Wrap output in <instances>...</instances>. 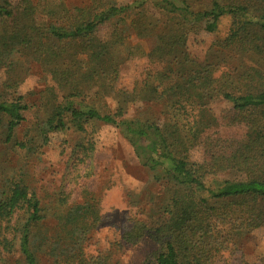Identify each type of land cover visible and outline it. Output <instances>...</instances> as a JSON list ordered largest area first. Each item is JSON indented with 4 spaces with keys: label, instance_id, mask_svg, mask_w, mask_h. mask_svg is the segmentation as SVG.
<instances>
[{
    "label": "trees",
    "instance_id": "16d2710c",
    "mask_svg": "<svg viewBox=\"0 0 264 264\" xmlns=\"http://www.w3.org/2000/svg\"><path fill=\"white\" fill-rule=\"evenodd\" d=\"M90 1L67 8L61 0H0V69L7 76L0 140L36 155L51 134L113 127L166 198L161 221L134 223L122 242H153L151 264H214L264 228V0ZM223 19L230 22L226 35L198 63L187 52L188 36L215 34ZM132 36L154 37L148 58L158 69L126 93L116 87ZM234 56L252 65L227 63ZM24 62L40 64L52 85L38 95L47 112L40 117L44 106L35 104L36 117L18 141L30 107L6 94L15 95ZM218 68L225 69L219 76ZM218 101L230 108L216 117L211 105ZM147 104L161 105L162 116L135 114ZM199 147L201 161H191ZM223 173L234 178L215 179ZM99 210V200L68 205L65 198L44 209L23 175L0 179V264H110L86 252Z\"/></svg>",
    "mask_w": 264,
    "mask_h": 264
},
{
    "label": "rangeland",
    "instance_id": "374dc122",
    "mask_svg": "<svg viewBox=\"0 0 264 264\" xmlns=\"http://www.w3.org/2000/svg\"><path fill=\"white\" fill-rule=\"evenodd\" d=\"M61 1L67 8L91 2ZM229 25V20L223 19L215 34H190L186 41L190 57L198 63L209 60V48L213 42L226 35ZM98 36L106 38L107 30L101 29ZM128 44L133 48V53L121 66L116 87L126 93L131 92L147 73L158 69L148 58L155 47L154 37L132 36ZM250 62L237 56L227 60V63L236 66L252 65ZM37 65L24 62L16 75L18 86L15 95L6 94L10 99L22 97L23 103L30 107L23 115L25 121L16 129L15 138L18 141L24 140L25 130L36 117V110L32 109L35 104L44 106V109H40V117L47 109L44 105L46 98L41 101L38 95L52 83L49 76L43 75L40 64ZM224 71V68H218L216 75ZM6 79L4 70L0 69V90ZM105 104L109 108L113 107L111 97L105 98ZM229 108L223 101L211 105L216 117ZM133 110L135 114L151 116L152 113H160L159 116H162L161 105H138ZM228 133L229 129H221L222 135ZM49 138L46 146H38L37 156L0 140V179L20 178L23 175L24 181L36 193L44 209L52 208L57 198H65L68 205L82 203L87 199L99 200L101 219L92 230L90 246L86 252L89 255L100 252L110 264H151L157 250L153 242L144 239L136 245H127L122 242V236L134 223H143L149 227L161 221L160 209L166 200L164 187L152 181L151 175L137 163L131 148L111 126L98 124L87 127L85 133L69 130L61 135L51 134ZM189 158L200 162L202 148L191 150ZM233 178L231 173L215 177L219 181ZM51 221L47 224L50 225ZM230 249L222 253L214 264H264V228L253 231ZM41 264H46L45 258H41Z\"/></svg>",
    "mask_w": 264,
    "mask_h": 264
}]
</instances>
